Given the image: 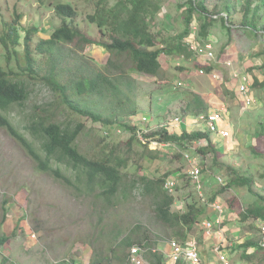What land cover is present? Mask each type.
Returning <instances> with one entry per match:
<instances>
[{
  "label": "rangeland",
  "instance_id": "374dc122",
  "mask_svg": "<svg viewBox=\"0 0 264 264\" xmlns=\"http://www.w3.org/2000/svg\"><path fill=\"white\" fill-rule=\"evenodd\" d=\"M96 1L0 0V66L10 78L22 80L26 85L29 93L26 109L40 119L55 120L63 126L74 128L82 124L76 145L82 153L93 158L108 152L110 143L130 139L132 132L124 123L132 124L140 137L164 128L173 133L200 129L201 124L205 127L206 119L202 115L206 117L210 111L192 115L186 112V103L192 93L200 94L206 101H214L212 106L219 112L224 111L232 136L220 141L216 134L210 133L218 154L198 153V162L203 167V195L209 201L219 198L225 204L227 217L221 226L222 238L226 239L224 248L232 263L264 264V250L256 251L251 258L245 256L246 252L252 251L245 246L248 241L261 245L264 240L256 223L259 217L255 218L251 213V209L259 211L264 219V0H194L202 4L206 14L200 9L193 11L192 29L196 26L194 31L199 38L213 43L217 57L213 65L222 74L221 79L213 78L206 68L207 73L201 74L202 60L192 51L189 56L162 53L159 58L162 70L156 77L132 70L133 63L127 54H110L96 43L83 48L75 43H61L57 51L66 57V63L61 67L64 82L70 83L82 73H104L115 79H121L124 73L123 78L133 80L131 87L123 88L126 97L135 102L137 112H127L109 126L70 108L60 91L45 79L51 68L47 56L33 51L37 58L35 75L29 74L22 61L19 62L28 31H31L34 46L41 39L49 38L65 21L95 42H110V32L101 33L100 27L88 19V15L96 12ZM116 1L110 0L109 6ZM161 1L162 8L151 26L157 36V47L165 46L164 39L176 38L184 29L190 7V0ZM58 2L72 4L76 16L58 15L54 6ZM12 25L20 35L18 44L12 42V34L9 35ZM226 59L234 60L232 67L224 64ZM233 71L252 77L251 88L256 99L252 107L245 106L237 98ZM72 98L78 100L74 101L75 105L99 112H106L114 105L110 99L99 103L97 96L72 94ZM189 114L193 117L186 122ZM176 118L183 122H176ZM19 119L15 117L13 121ZM133 147L141 151L137 145ZM201 147H205L204 144L196 146L198 150ZM157 149L161 156L148 163L149 166L137 167L130 161L123 170L129 175L148 177H161L169 172L166 181H173L174 186L172 191L165 189L175 197L172 211L184 213L191 204L204 207L203 214L191 229L186 225L178 228L199 245V251L205 255L204 261L215 263L213 244L217 241L206 238L202 225V220L211 218L214 213L207 209L192 179L188 178L186 160L174 155L176 148ZM217 175L224 177V185L215 181ZM99 193L100 189L92 193L77 189L40 170L22 145L0 127V237H9L0 247V264H90L92 261L96 264H131L130 250L126 247H118L110 254L115 231L123 232L121 238L130 232L140 241H144L141 238L147 234V242H135L143 249L144 263L151 264L149 251L160 250L164 255L163 263L171 264L168 242L183 240L174 233L175 229L156 217L151 195L134 192L135 195L107 207L103 197H97ZM247 213L249 216L244 218ZM33 234L35 238H32ZM99 259L103 262L98 263Z\"/></svg>",
  "mask_w": 264,
  "mask_h": 264
},
{
  "label": "trees",
  "instance_id": "16d2710c",
  "mask_svg": "<svg viewBox=\"0 0 264 264\" xmlns=\"http://www.w3.org/2000/svg\"><path fill=\"white\" fill-rule=\"evenodd\" d=\"M109 1L97 0L96 12L88 15V19L100 27L101 33L110 32V42H95L81 30L70 26L65 21L49 38L41 39L34 46L31 44V31H28L25 35L24 49L20 51L19 56V62L22 61L29 74L34 75L37 73V69H35L37 58L33 51L47 56L51 61L50 71L45 76L48 83L60 91L61 97L72 110L90 116L95 122L101 121L105 126L117 123L120 116H126L127 112L131 114L137 112L138 108H136L135 102L130 97H126L127 93L124 92L123 88V86L131 87L133 80L126 76L124 77L126 80H124V73H122L121 79H115L104 73H97L96 75L82 73L74 81L64 82L61 79V67L62 64L65 65L66 57L58 54L57 49L61 47L60 44L75 43L79 48H83L87 44L96 43L103 46L110 54L117 56L127 54L133 63L132 70L159 77L162 70L159 58L162 53L187 56L191 54V50L187 47L186 37L193 30L191 26L194 17L193 11L200 9L205 13L201 3L197 4L194 0H190L184 29L177 34L176 38L168 39V41L164 39L165 46L157 47V36L151 30V26L156 14L162 8L161 0H117L112 6H109ZM54 6L60 16L72 18L77 14L76 9L70 3L58 2ZM206 32L207 30L204 31L205 34L208 33ZM10 34H12V42L15 41L18 44L20 35L15 25H12ZM215 66H206L205 68L207 72H210ZM72 94L85 97L97 96L99 103L110 99L114 105L108 107L109 110L106 112H99L90 107L82 108L75 105L76 102L74 101L78 100L73 99ZM28 97V89L23 81L10 78L0 66V127L5 128L22 145L36 161L40 170L54 175L71 186L77 187V189H85L88 193L100 189L101 193L97 197H103L107 207L115 205L118 201L126 200L127 197L135 195L134 192L141 195H151L154 200L156 217L171 229H175L174 233L183 242L189 239V235L178 227L186 225L187 229H191L203 214L204 207L191 204L184 213L172 211L171 207L175 197L165 189L166 179L170 176L169 172L161 177H148L144 174L140 176L129 175L123 170L130 164V161L135 163L137 167L144 168L143 166H149L148 163H152L161 156L160 149L153 148L142 141L141 137L138 136L137 129L132 124H123L132 132L129 140L110 143L108 152L92 158L82 153L76 145V140L83 130L82 124L71 128L63 126L55 120L40 119L36 113L26 109ZM208 107V103L200 94L192 93L191 98L186 103L185 110L197 115L203 111L208 112ZM117 108L121 109L118 110ZM15 117H19L20 121H13ZM142 136L148 141L158 140L168 143L169 146H174L176 148L174 155L178 157L182 156L181 148H186L197 140L208 141V145L197 149L200 154L204 155L209 152L218 154V150L210 137V132L206 129H196L190 132L182 130L172 133L164 128L151 133H144ZM134 145H137L141 151L138 152L133 147ZM251 210L255 218H262L259 211ZM249 213L244 214L243 217L249 216ZM121 234L123 232L116 233L115 231L113 245L110 248L111 255L118 247H126L130 250L135 242L141 244L148 241L147 234L141 238L144 241L135 239L130 235V232L122 238L120 237ZM8 239V236L0 237V247ZM245 246L252 249L251 252L245 253L248 258L253 257L256 251L264 250L255 241H248ZM148 254L150 256L148 261L151 264H164L162 252L151 250ZM95 262L92 261L90 264H96ZM97 262L102 263L103 259H99ZM176 264L187 263L178 261Z\"/></svg>",
  "mask_w": 264,
  "mask_h": 264
},
{
  "label": "built area",
  "instance_id": "2783aa9c",
  "mask_svg": "<svg viewBox=\"0 0 264 264\" xmlns=\"http://www.w3.org/2000/svg\"><path fill=\"white\" fill-rule=\"evenodd\" d=\"M196 26L194 30H196ZM192 31L186 37L187 47L196 55L198 59L202 60V67L199 72L201 74H206L205 67L213 66V62L217 61V57L215 54V48L213 43L210 40L203 41L199 38V35L196 31ZM233 59H226L224 64L229 67L233 66ZM215 65V64H214ZM210 75L213 78L221 79L223 78L222 74H220L214 67L210 72ZM233 78H235V91L237 92V98L240 102H242L245 106L252 107L256 103L254 92L251 88L253 83V79L250 75L246 73H238L233 71ZM241 74V75H240ZM223 110V109H222ZM224 111H213L209 112L205 117L202 115L203 119H206V126L203 127L201 124L200 129H206L210 133L216 134L223 139H228L232 136V129L228 121L224 118ZM200 115V114H199ZM176 122H183L179 118L175 119ZM141 139L144 143H148L153 148L165 147L169 146L168 143L160 142L158 140H146L143 136ZM197 144L206 146L208 145V141L205 140H197L188 145L186 148H182L180 151L182 153L183 158L188 163L187 174L190 179H192V183L195 184L196 190L200 195V199L204 202L207 209L211 210L214 213V216L211 218H205L202 220V225L206 230V237L208 239L212 238L216 235H220L222 242H226L225 238H222V224L224 223L227 214L224 202L215 198L213 200H207L203 195L204 186H203V172L201 165L198 162V150L196 148ZM215 181L220 184H225V179L221 175H217L215 177ZM174 182L171 180H167L165 182V188L169 191L173 190ZM257 226L260 231L264 235V219L258 218L256 220ZM202 226V227H203ZM36 235H32V238H35ZM226 244V243H225ZM224 244V245H225ZM170 247V252L168 256L170 258L171 264H176L178 261H184L187 264H203L202 253L199 251V245L196 244L195 240L188 239L184 242L177 241L173 239L168 242ZM261 246L264 247V240L261 242ZM155 251V250H154ZM143 249L140 245L134 244L130 248L129 261L131 264H145V260L143 259L142 253ZM214 252L216 253L217 260L220 264H233L230 258V254L227 249H224L222 243L214 248Z\"/></svg>",
  "mask_w": 264,
  "mask_h": 264
},
{
  "label": "crops",
  "instance_id": "0c3cea01",
  "mask_svg": "<svg viewBox=\"0 0 264 264\" xmlns=\"http://www.w3.org/2000/svg\"><path fill=\"white\" fill-rule=\"evenodd\" d=\"M203 99H204V97H203ZM204 100H205V99H204ZM205 101H206V100H205ZM206 102L208 103V106H209V107H208V111H210V112L216 111V108H215L214 106H212V104H213L214 101H206ZM224 104H225V103H224ZM224 104H223V105H224ZM220 108H222V107H220ZM192 115H193V114H192ZM192 117H193V116H191V115L189 114V116L187 117L186 122H190V119H191ZM187 126H188V125H187ZM217 137L220 138V139H219L220 141H222L223 138H221V137L218 136V135H217ZM206 238H207V237H206ZM212 238H214V242L217 241V242H216L217 244H216V243L213 244L214 248H215L216 246L220 245L221 243H222V246H223V248H224V246H225V245H224L225 242H222V239H221L220 235H216V234H215V236L212 237ZM212 238H210V239H212ZM208 240H209V239H208ZM219 240H220V241H219ZM224 249H226V248H224ZM213 250H214V249H213ZM215 255H216V253H215ZM202 257L205 258V255H204L203 253H202ZM216 258H217V256H216ZM202 261H203V263L205 262V264H217V263L219 264L218 260H217L215 263H212V261H209V262H208L207 259H205V261H204V260H202ZM206 262H207V263H206Z\"/></svg>",
  "mask_w": 264,
  "mask_h": 264
},
{
  "label": "bare ground",
  "instance_id": "6f19581e",
  "mask_svg": "<svg viewBox=\"0 0 264 264\" xmlns=\"http://www.w3.org/2000/svg\"><path fill=\"white\" fill-rule=\"evenodd\" d=\"M160 251V250H159ZM144 253V252H143Z\"/></svg>",
  "mask_w": 264,
  "mask_h": 264
}]
</instances>
